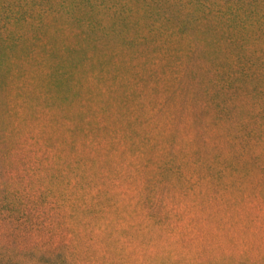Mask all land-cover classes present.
<instances>
[{"label":"rangeland","instance_id":"rangeland-1","mask_svg":"<svg viewBox=\"0 0 264 264\" xmlns=\"http://www.w3.org/2000/svg\"><path fill=\"white\" fill-rule=\"evenodd\" d=\"M151 27L12 53L27 82L0 86V255L264 264V51L224 50L227 69L208 33L172 49Z\"/></svg>","mask_w":264,"mask_h":264},{"label":"trees","instance_id":"trees-1","mask_svg":"<svg viewBox=\"0 0 264 264\" xmlns=\"http://www.w3.org/2000/svg\"><path fill=\"white\" fill-rule=\"evenodd\" d=\"M139 20L152 26L157 45L172 49L187 35L185 31L195 30L196 34L208 33L210 45L223 51L250 53L248 49L255 44L264 51V0H0V86L7 93L8 88L27 82L14 81L15 75L7 73L11 67L21 68L18 73L25 70L26 65L12 55L14 51L29 55L36 48H47L50 37L65 36V28L81 43L66 38L63 47L78 49L89 36L127 34ZM231 53H216L223 56L227 69L237 59ZM216 60L212 64H220ZM30 109L22 106L15 113L26 121ZM49 250H38L40 254L29 264H66L60 258L53 262L54 253ZM0 264L22 263L15 256L0 255Z\"/></svg>","mask_w":264,"mask_h":264}]
</instances>
